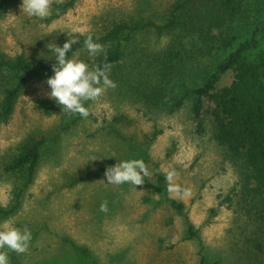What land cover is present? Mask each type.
Returning <instances> with one entry per match:
<instances>
[{
    "label": "rangeland",
    "instance_id": "374dc122",
    "mask_svg": "<svg viewBox=\"0 0 264 264\" xmlns=\"http://www.w3.org/2000/svg\"><path fill=\"white\" fill-rule=\"evenodd\" d=\"M66 1L50 0L43 19L24 14L22 0L0 12V52L22 53L36 70L10 117L0 121V206L11 205L27 175L24 169L7 172L5 165L27 140H46L18 208L0 214V230L15 226L32 234L24 253L8 252L9 264H264V206L248 195L241 168L214 140L206 112L204 131L198 132L192 96L186 97L228 51L202 52L197 35L173 40L154 29L138 33L125 43L119 68L108 72L116 87L86 102L89 116L78 118L47 95L55 61L48 60L45 45L100 34L117 21H159L175 0H78L63 9ZM263 8L264 0H248L247 13L228 23L234 46L264 20ZM260 37L264 48V30ZM173 42L179 55L169 92L160 104H145L137 87L156 81L158 58ZM74 54L95 67L98 55L88 56L84 47ZM43 59L49 68H40ZM20 77L0 69V102L3 89ZM233 77L228 71L217 87ZM127 159H142L150 176L137 186L106 184V168ZM169 171L186 194L167 191ZM102 202L107 212L99 210ZM73 244L86 247L91 257Z\"/></svg>",
    "mask_w": 264,
    "mask_h": 264
},
{
    "label": "trees",
    "instance_id": "16d2710c",
    "mask_svg": "<svg viewBox=\"0 0 264 264\" xmlns=\"http://www.w3.org/2000/svg\"><path fill=\"white\" fill-rule=\"evenodd\" d=\"M16 1L0 0V12ZM77 1L67 0L60 6L68 9ZM247 5L248 0H175L159 21L144 18L117 21L100 34H90L95 42L104 47V51L96 57L95 67L108 64L110 71L119 68L125 43L148 29H154L159 35H171L173 40L185 37L186 33L197 35L202 52L209 53L215 48L228 51L203 84L190 88L186 97L192 96L191 110L197 121L198 132L204 131L203 113L206 112L212 123L214 140L228 149L231 159L241 168L248 195L264 206V48H260L264 20L251 31L248 38L235 46V36L225 30L228 23L247 13ZM87 35H81L77 43L72 45L73 52L69 56L83 48ZM178 55L174 42L163 51L158 58L156 81L144 82L137 87L142 102L153 105L163 102L169 92ZM43 60L40 68H49L48 60ZM3 68L19 72L21 77L15 85L3 89L0 121L10 117L22 89L36 73L22 53L9 57L0 52V69ZM228 71L234 72L232 82L218 88L219 80ZM183 98L175 102V107L183 104ZM46 104V108L53 107L51 103ZM45 141V138L27 140L21 145L18 154L5 165L7 172L24 169L27 175L24 183L15 191L11 205L0 206L2 216H8L18 208L23 191L34 177ZM173 205L181 208L180 204ZM73 245L85 257H91L86 247Z\"/></svg>",
    "mask_w": 264,
    "mask_h": 264
},
{
    "label": "clouds",
    "instance_id": "9594fccd",
    "mask_svg": "<svg viewBox=\"0 0 264 264\" xmlns=\"http://www.w3.org/2000/svg\"><path fill=\"white\" fill-rule=\"evenodd\" d=\"M50 0H22L21 9L29 17L39 19L49 15ZM77 43L73 37L67 38L62 46L51 42L45 45L51 59L53 74L49 76L46 83L50 89L47 93L62 109V112L79 115L81 118L89 116V108L86 102H95L107 89L115 88L116 84L110 79L108 72L110 65L104 64L100 67H90L84 60L76 58L72 53V45ZM83 47L88 56L95 57L104 51L103 46L95 42L93 36L88 34L83 42ZM43 58V57H42ZM150 176V172L142 159H127L108 166L105 171L106 184L141 185ZM167 191L174 195L186 194L174 181V172L165 174ZM101 212H107V203L102 202L99 206ZM32 240L29 230L23 231L15 226L0 230V264H9L8 252L17 254L24 253Z\"/></svg>",
    "mask_w": 264,
    "mask_h": 264
}]
</instances>
